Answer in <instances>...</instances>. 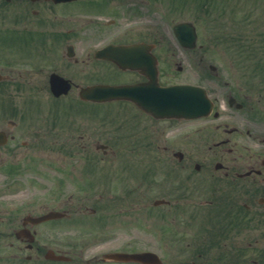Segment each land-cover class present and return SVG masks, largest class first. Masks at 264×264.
Segmentation results:
<instances>
[{
    "label": "flooded vegetation",
    "instance_id": "af4514ba",
    "mask_svg": "<svg viewBox=\"0 0 264 264\" xmlns=\"http://www.w3.org/2000/svg\"><path fill=\"white\" fill-rule=\"evenodd\" d=\"M81 6L85 10H75ZM155 10L153 0H0V166L4 180L0 192V264H210L212 248L219 251L220 258L229 256L224 262L229 264L235 256L243 260L226 248L230 235L240 226L254 236L256 231L261 234L252 238L251 244L246 243L254 256L250 264H264V231H259L264 224V7L256 18L248 15L240 30L236 22L230 30L232 61L243 71L235 79L237 90L224 93L222 110L217 97H211V112L195 120L149 114L139 104L144 99L141 88L155 86V82L161 86L203 81L209 73L215 79L228 69L229 60L220 68L199 63L198 79L193 80L186 64L171 65L173 61L165 59L167 66H163L160 40L167 37L158 28L163 21L160 17L157 20ZM50 31L53 38L44 35ZM169 31L174 35L172 25ZM82 34L89 41L82 40ZM105 44H112L105 51L109 57L95 56ZM145 54L155 58L152 61L157 67L128 65ZM116 55L121 56L124 68L111 59ZM66 60L73 63V72L63 67ZM97 66L110 69L114 78L96 83L124 84L128 87L126 98L104 102L80 98L82 86L96 84L84 82ZM49 70L69 79L68 92L52 96ZM223 82L225 87L232 85L230 80ZM149 92L153 95L157 91L152 87ZM100 105L113 110L108 109L100 118ZM102 120L110 131L104 141ZM217 120L222 124L215 125L218 138L207 125L197 127L198 121ZM109 121L111 125H107ZM172 126L175 136L168 138L166 130ZM60 134L67 135V142L74 135L80 154L56 153V149L68 147L67 142L56 144ZM239 140L245 153L233 155ZM203 145L206 149H201ZM46 150L41 157L39 153ZM88 152L96 158H86L81 173H76L73 157L77 160ZM153 152H160L163 158L153 162ZM121 154L145 160L136 162L121 156L118 162ZM110 155L116 160L114 164H98ZM158 178L162 179L158 196L151 205L154 209L169 205L166 212L173 222L187 215L189 222L179 233L173 231V223L166 224L163 215L157 223L155 215L145 213L144 219L123 208V202L139 204L143 186L151 191ZM114 185L118 193H114ZM98 188L101 191L94 194ZM105 189H110L109 194H103ZM79 190H84V199L71 193ZM106 194L112 204L121 202V216L130 214V230L136 223L145 232H153L154 227L169 229L168 236L180 246L178 254L188 251L191 259L160 253L158 258L145 260L111 256L151 248L147 242L141 245L146 241L142 234L125 236L113 244L116 240L111 238L97 240L95 233L101 231L95 230L87 240L75 242L77 234L71 229L80 218L93 220L92 229L96 223L106 226L111 218L105 212L110 209L103 201ZM205 195L211 196L207 199ZM172 200L174 206H170ZM135 206L139 211L140 206ZM196 222L198 225H191ZM148 223L152 228L146 227ZM182 236L190 241L186 244L189 247L181 245ZM92 248L95 251L89 254Z\"/></svg>",
    "mask_w": 264,
    "mask_h": 264
},
{
    "label": "rangeland",
    "instance_id": "374dc122",
    "mask_svg": "<svg viewBox=\"0 0 264 264\" xmlns=\"http://www.w3.org/2000/svg\"><path fill=\"white\" fill-rule=\"evenodd\" d=\"M182 0H173L171 2V0H153L154 3V7L157 9V13L159 12V9L157 8V4H164L165 9H167L172 3H176L179 5V3H181ZM223 6L224 9H217L215 8L216 5L212 4V0H198L196 3L192 4V6L190 7V10L188 11H184L181 12L177 11V12H172L171 14H167L166 15V21L164 19H161L163 21L162 25L163 27L159 26V30L163 32V34L165 35V37H167L166 39L160 40L163 42V44L161 45L162 51L164 53V59L162 61L163 66H167L165 63V59H171L172 65H179V61L182 64H186L188 70L190 71L191 75L190 78L193 79H198L197 78V69L200 68V64L199 63H205V66L207 63H212V64H216L218 65V67H224L226 64L228 67V69H226L225 71H222L223 73L216 77L215 79L213 78L212 74L209 73L208 80L205 81L207 83H210L209 85H211L212 87V93L214 96H217V98L220 100H222L223 95L225 92H227V90L231 89L232 91H236L237 87H236V82L235 79L237 78L238 74L243 72L240 68V64L236 61H232L233 59V49H231V45H227L226 41L220 43L219 39H218V35L220 33H222V35H224L225 33L230 35V30L234 27V22H237V25H240L239 22L241 21V24L243 23L244 19L246 18L247 15L251 16L252 18H256L257 17V13L258 11H262V7H264V1L263 0H258V3L256 0H220L219 1ZM218 2V3H219ZM151 6V5H150ZM226 6V7H225ZM85 6H81V7H76L75 10L81 12L82 10H85ZM66 10H69L68 7ZM203 11V14L202 12ZM156 12V11H155ZM154 12V13H155ZM68 14H71L72 11L67 12ZM156 18H157V14H156ZM190 20L193 21L194 24L196 25V29L198 30V42L197 45L194 49H192L191 51L188 50H184L180 49L179 45L177 44V42L174 40V37L172 35V33L169 31L170 29V25L174 22H179L180 20ZM247 19V18H246ZM28 20V19H27ZM29 23V20H28ZM161 23V22H160ZM159 25V23H158ZM95 28V27H94ZM227 34L225 35V38H227ZM80 38L84 41H89V37L85 34H82V36H80ZM102 42V41H101ZM85 43V42H84ZM98 44V43H97ZM225 60H229V62H227L225 65H222V63ZM230 60L232 61V63L230 62ZM175 61V62H174ZM71 65V64H69ZM204 65V64H203ZM243 65V64H242ZM66 67L68 68L67 71H70V69H72V66H68L66 64ZM94 69V68H93ZM110 69L108 68H104L102 66H97L95 68V70H93L92 73H90V77H87L84 83H87L89 80L93 83H96L98 81L96 80H107L109 81L110 79L114 78L111 77V73L109 71ZM50 71V70H49ZM195 71V72H194ZM205 73L207 72V69L204 70ZM85 78V77H84ZM230 80L232 82V85L230 87H225L223 80ZM104 81V83H105ZM234 87V88H233ZM102 105H100L101 107ZM120 107H123L124 105H118ZM125 108V106H124ZM108 109L113 110V107H108ZM108 109L106 108H100L99 110H101L102 114L101 117H104L103 115L105 114V111H107ZM75 120H77V118H74ZM102 135L104 137L103 141L105 140V138H108L110 136V131L109 128H106V121L102 120ZM111 121L108 122L107 125H111ZM216 123V121H213L211 123H209V125H211L210 128H212L213 131H211L213 133V135L215 137L218 138V133H219V129L217 130V127L214 126ZM205 124V123H204ZM204 124H201V121H198L197 127H201ZM193 125V124H192ZM35 129V128H33ZM176 128H172L170 131H172L173 133L175 132ZM85 131V129H84ZM89 133V132H88ZM76 134H78V131L76 132ZM168 135L167 137L169 138V136L174 137L175 135H169L168 133L166 134ZM60 139L59 141H57L56 144L63 145V142H67L66 138L67 135L65 134H60ZM73 138H69L70 142H67L68 147L66 150H63L61 147L56 149V153L59 152H66V151H70L73 152L74 154H77L81 152V147L79 146V144H74V140L75 137L74 135H72ZM93 137V135H92ZM65 139V140H62ZM77 139V137H76ZM217 140V139H216ZM240 142V140L238 141ZM235 145L234 151H233V155H238V153H245L242 152L243 150L241 149V145L242 142L238 143ZM211 144V143H209ZM207 145H203L201 146V149H206ZM231 147H234L233 145ZM241 147V148H240ZM212 148V147H211ZM89 149V148H88ZM86 149V150H88ZM215 149V148H212ZM206 151V150H205ZM208 151V150H207ZM46 153L42 154L39 153V155L41 157H44L45 154H47V150L45 151ZM51 153L48 151V154ZM139 155V154H138ZM121 156H124L126 158H131V160H134L136 162L139 161H143L140 160L138 156L132 154V155H118V157L116 158V160L119 162V160L121 159ZM88 157H94L96 158L95 155L91 154L90 152H88V154L83 155V157H79L80 159L74 158L72 159L73 161V166L75 167V171L76 173H81L80 171L82 170L81 168L84 167L83 163L84 161H86ZM98 158V157H97ZM162 155L160 152H153V158L152 161L154 162V160H158V159H162ZM0 159L1 155H0ZM115 159H113V156H105L104 158H102L101 160L99 159L98 164H105V165H110V164H114L116 162ZM140 169V165L138 166L137 169V173ZM3 169L0 166V192H2L3 190V186H4V180H3ZM155 173V172H154ZM157 173V172H156ZM154 174L155 176H157V174ZM139 174V173H138ZM141 176V174H139V177ZM129 179H133V177L128 176ZM162 179H156L154 180V186L153 189L149 192H147L146 189V185L143 186L144 192H139L140 194V201L139 204H136V202L134 201L133 203L131 202H123L125 203V208L126 211L125 212H129V211H133L132 213L137 212V214L142 215V217L145 219V213L146 214H151V215H155L156 216V220L157 223H159L160 219L163 218L161 215H163L165 217V222L167 223H173V231H177L178 233L183 231V228H185L186 224L189 222V220H186V216H182L181 218L178 219V221H172L171 218H169V216H171L170 214H168L166 212V209L169 207V205L163 207V206H159L158 208L154 209L152 207V201L158 196L157 194V190H159V186L158 184L160 183ZM77 182V180H76ZM113 185V184H112ZM115 186V185H114ZM113 186V187H114ZM116 189L114 191V193H118V191H116L118 189V186H115ZM98 191H101L99 188L94 190V194H96ZM109 194L108 192L110 191V189H105L103 191V194L105 193ZM112 192V190H111ZM84 190L76 192L77 196L79 198L84 199ZM112 193V194H114ZM142 193H145L146 196H144ZM107 194L104 196L106 198V200L104 199L103 201L108 202L110 204V209H107L105 212L108 213L109 216H111V218L109 219V221H106V226L103 225H98V223L95 224L94 228L92 229L90 227L91 223L93 222V220H88L87 218H80L79 221H77L76 223H74V225L72 226V231L75 232L77 235L75 237V242H80L82 240H87L89 237H91V233L95 230L97 231H101V233H95V235L97 236V240H101V241H105L109 238L116 240L113 242V244L119 243V241H121V239H124L125 236H130V235H135V234H142L145 238L146 241H142L141 245H144V242H147L148 247H151V249L159 252L161 255H165V256H169L170 254H176L180 255L183 254L182 258H186L189 259L190 255L189 253H187L188 251L182 252L180 254L179 253V249L180 246H178V242L174 241L172 239V237L168 236V230H164L161 228H155L152 229L153 232H145L144 230L138 228L139 225L136 223L131 224L134 225L132 226V230H130V227L127 226L129 223V219L131 217L130 214H126L124 217L120 215L121 210H123V208H121V202L118 204L117 203H113L112 204V199H108L107 198ZM119 195V194H118ZM3 196V195H2ZM211 196V195H210ZM209 195H205L204 198H210ZM96 197V195L94 196ZM153 199V200H152ZM118 200V199H117ZM87 203L86 200H83ZM172 204H170V206H174V201H171ZM89 204V203H87ZM127 204H129L130 206H128ZM90 205V204H89ZM135 205H139L140 206V210L137 211L138 207H136ZM120 206V209L119 207ZM132 206V207H131ZM134 207V209H133ZM164 209L163 211H160V209ZM140 212V213H139ZM122 213V212H121ZM186 220V221H185ZM92 221V222H90ZM191 225L196 226L198 225V222L196 223H191ZM151 224H147L146 227H151ZM144 227V228H146ZM91 228V229H90ZM259 229V228H258ZM259 231H264V224H262V226L260 227ZM142 232V233H140ZM258 234L257 235H253L251 233L247 232V229L244 228L242 229V227L240 226L238 231H235L233 233V235H230V241H228L227 244V249L229 248L231 251H235L234 254L232 256L236 254H240V256L243 257L242 259H239L237 256H235V259H233L232 261H230L229 264H250V259L252 257H254L252 255V251L251 249L248 250V245L247 243L253 241L252 238H255L257 236H260L261 234L256 231ZM165 233V234H164ZM248 233V234H247ZM252 235V236H251ZM183 237V236H182ZM261 237V236H260ZM172 239V241L170 240ZM184 239V240H183ZM183 243H181V245H185V247H189L190 244L186 245L187 242H190L189 240L186 241L185 237H183ZM238 241L239 244H236L235 242ZM247 242V243H246ZM93 251H95L94 248H92L90 251H88V253H93ZM211 263L210 264H224V262L228 261V257L229 256H225V258H220V253L217 249L212 248V253L209 256ZM82 259V258H81ZM179 259V258H178ZM191 259V258H190ZM207 261V260H205ZM221 261V262H220Z\"/></svg>",
    "mask_w": 264,
    "mask_h": 264
},
{
    "label": "water",
    "instance_id": "95a60500",
    "mask_svg": "<svg viewBox=\"0 0 264 264\" xmlns=\"http://www.w3.org/2000/svg\"><path fill=\"white\" fill-rule=\"evenodd\" d=\"M187 26V25H186ZM189 33H183L180 29H184V26L180 25L176 27V30L178 31V38L180 41H183L187 43L193 42V36L190 35L193 31L192 26H187ZM180 30V31H179ZM193 33V32H192ZM186 40H190L189 43ZM169 89L168 93L161 92V96H157L158 101L152 103L151 105H147V103L142 102V107L146 108L149 111H152L159 115H175V114H184L183 111H178L180 107H182V102L184 101L185 95H182L179 93L180 88H176L175 90ZM171 91V92H169ZM83 97H88L92 99H107L111 98L113 96H120L123 95L122 88H112V87H92V88H86L82 92ZM178 98V99H176ZM200 113V112H198ZM137 257H144V256H137Z\"/></svg>",
    "mask_w": 264,
    "mask_h": 264
}]
</instances>
